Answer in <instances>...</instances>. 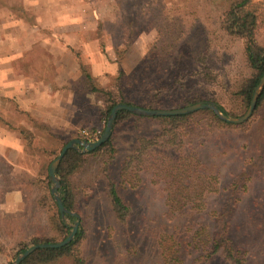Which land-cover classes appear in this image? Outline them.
I'll return each instance as SVG.
<instances>
[{"label":"rangeland","instance_id":"1","mask_svg":"<svg viewBox=\"0 0 264 264\" xmlns=\"http://www.w3.org/2000/svg\"><path fill=\"white\" fill-rule=\"evenodd\" d=\"M16 4L20 10L15 12ZM228 4L229 0H0V55H12L15 50L42 57L48 52L44 40H52L58 43L52 49L62 54V44L66 50L62 52L95 73L100 86L119 84L135 106L144 108L152 102L159 109H176L201 98L217 101L228 115L238 117L248 107L244 109L234 91L249 69L243 40L220 28L221 13ZM253 5L259 13L256 40L264 45V0H253ZM33 65L39 68L42 63ZM204 67L217 76L215 82L204 81ZM79 78L75 86L78 110L72 115L77 127L71 131L62 128L64 115L55 129L56 111H47L48 118L37 110L16 115L9 104L8 117L0 115L20 139L17 154L0 156V202H6L0 214V240L6 249L0 252V264H11L23 251L15 255L12 250L17 237L34 235L40 243H55L71 228L73 220L68 217L66 223L60 215L68 228L63 238L49 223V203L55 200L50 193L52 182L46 185L43 178L65 143L86 141L84 128L104 130L106 123L99 119L102 97L87 94ZM158 125L157 120L127 117L113 128L117 153L108 174L130 207L127 223H121L112 211L105 157H88L71 176V211L83 230L76 247L79 256L86 264H165L163 247L169 246L177 250L180 264H207L199 234L207 240L227 219L244 263L264 264V101L245 123H229L205 138H194L191 153L202 159L203 174L183 172L179 163L171 167L178 159L172 150L157 148L148 155L135 151L140 146L137 139L150 135ZM239 157L251 169L240 171ZM10 163L20 169L11 172ZM213 169L216 181L210 187L217 190L191 196L196 186H203V175H211ZM238 174L245 187L240 183L235 193L231 184ZM57 192L61 197L60 186ZM172 202H200L201 208H192L191 203L176 208ZM47 264L74 263L64 256ZM208 264L229 262L217 253Z\"/></svg>","mask_w":264,"mask_h":264},{"label":"trees","instance_id":"2","mask_svg":"<svg viewBox=\"0 0 264 264\" xmlns=\"http://www.w3.org/2000/svg\"><path fill=\"white\" fill-rule=\"evenodd\" d=\"M19 6L16 4L13 7V11L17 10ZM16 12V11H15ZM259 27V13L254 8L253 0H229L227 8L221 13L220 16V28L221 30L229 36L237 37L243 40L244 43V56L246 66L249 69V74L241 80L234 95L241 102L242 106L248 107L251 96L253 94L254 88L260 80L264 72V45L260 44L256 40V33ZM122 72L119 71V75L116 78H120ZM202 77L206 83H213L216 81L217 76L204 67L202 70ZM78 83V82H77ZM80 86H84L87 94H92L93 96L102 97L103 108L99 112V119L103 120L105 123L107 117L116 104L126 103L135 106L129 100L126 99L125 93L119 84H114L110 88H104L96 82V78L89 72L87 68L80 66ZM198 101H203L201 98H194V100L189 103H195ZM264 101V88L257 100L256 108L261 107ZM220 110L224 113L225 110L222 106L214 101ZM188 105V104H187ZM145 109H159L153 106L152 102H148ZM254 110V111H255ZM127 117H143L144 119L157 120L159 122L158 128L151 131L148 136L141 137L138 140L139 147L135 149L137 152H144V155L152 154L155 149L163 148L172 150L174 153L178 154V159L175 163L170 166L174 167L179 163L180 168L183 172L189 174L202 173L199 169L203 167L204 164L202 159L197 155L192 154V147L194 145L195 137H203L209 135L214 129L222 126H227L229 123L220 120L212 111L210 110H199L190 114L185 115H171V116H138L126 110H120L116 114L115 124L120 123ZM94 130V129H92ZM113 129L109 139L104 142L101 146L95 148L91 151L79 152L75 149H68L63 158L61 159L59 165L56 168V175L60 179V192L63 205L68 210H73V195L71 187V176L81 167H83L88 159V157H105L103 160L104 169L107 171L106 178H109L110 183L108 184V196L110 198V205L115 217L123 224L127 223V217L129 213V205L123 201L122 196L119 194L116 187V183L111 180L108 174V169L115 159L117 153L112 140ZM203 143V142H199ZM234 150H237L235 147ZM138 157V156H137ZM240 171L242 172L248 170L249 165H244L246 160L242 157L238 158ZM128 162L125 161V164ZM150 165H153L152 163ZM251 169V167L249 166ZM125 169V167L123 168ZM213 169L211 175H203L206 178L203 180V186L187 185L188 187L196 186L193 190L191 196L202 197L203 193L206 191H216L217 189L211 188L210 186L214 181H216V176ZM237 177L232 181L233 190L236 193L237 188L240 183H242V178ZM45 184H50L48 174H45L43 178ZM197 180V177H196ZM213 187V186H212ZM242 188L245 187V183H242ZM39 205H44V202H37ZM176 208H182L188 203L192 204V208L200 209V202H172ZM236 202L228 208V212H231ZM46 205V204H45ZM48 206V205H47ZM49 223L55 227L62 237L66 236L68 228L64 225L60 219V213L55 202L49 203ZM1 214V213H0ZM72 220L76 219V216L68 215ZM220 227L214 236L207 235V240L205 236L199 234V242H202L200 246V252H202L203 261L205 263H210L214 258L215 254L220 253L224 258L228 259L229 264H245L243 258H241L239 249L234 245L232 238L229 234V221L227 219L221 220ZM83 237V230L79 225L78 231L71 242L61 248H45L37 249L31 253L27 258H25L20 264H47L56 261L57 259L69 256L74 264H86L85 259L80 257L76 247ZM40 241L37 236H31L28 239L25 237H17L13 249H15V255L20 251L24 250L26 247L37 244ZM47 242V241H46ZM199 245V244H197ZM6 246V245H5ZM3 242L0 240V252L4 253L6 249L3 248ZM176 249H171L169 246L163 247V261L165 264H180V257L176 254ZM12 254V256H14ZM6 264H10L7 262Z\"/></svg>","mask_w":264,"mask_h":264},{"label":"crops","instance_id":"3","mask_svg":"<svg viewBox=\"0 0 264 264\" xmlns=\"http://www.w3.org/2000/svg\"><path fill=\"white\" fill-rule=\"evenodd\" d=\"M95 29L92 26V30ZM90 42L88 43L92 44V47L97 46L95 40ZM17 43L19 45L21 42L18 41ZM44 43L47 44L45 46H47L46 51L48 52L42 57L25 53L18 54L19 51L15 50L12 55L10 52L0 55V115L4 118L8 117L6 112H8L9 104H12V112L16 115L20 113L29 114L37 110L44 112L45 117L48 118L49 116H46L47 111H56L55 118L57 120L53 123L55 129L58 130L60 125L58 119L64 115L65 122L62 128L71 131L77 127V123L72 120V115L78 110L75 102V86L80 76V65L73 57L71 58L70 55L62 52L66 51L63 50L62 44H60L62 54H58L52 49L54 46L55 49L58 47L57 42L44 40ZM34 62L42 63V65L37 68L33 65ZM92 75L96 77L95 73ZM65 113L67 114L66 117ZM6 126L0 120L1 157H5V152L17 154L20 151V139L15 138L17 137L15 136L16 133L10 131ZM86 130L83 129V131ZM53 132L58 133L57 131ZM10 164L12 165L10 167L11 172L20 169L15 164ZM10 204L13 205V202ZM3 208L6 209V202H0V213H3Z\"/></svg>","mask_w":264,"mask_h":264},{"label":"water","instance_id":"4","mask_svg":"<svg viewBox=\"0 0 264 264\" xmlns=\"http://www.w3.org/2000/svg\"><path fill=\"white\" fill-rule=\"evenodd\" d=\"M263 88H264V72L260 80L258 81L257 85L254 88L248 108L241 116H238V117H234V116L228 115L227 113L222 112L220 108L217 106V104L212 101H205V102L200 101V102L190 104V105H187L181 108H176V109H145V108L138 107V106H132L126 103H119L113 106V108L111 109L108 115L104 130L101 136L96 141L88 142V141H82L80 139H71L63 145L59 154L49 164L48 177H49V180L52 182L50 193L56 202V205L60 212L62 220L67 223L68 215L76 216V219L73 220L71 224H69L71 228L67 236L59 242L38 243V244H34L28 247L22 252H20L14 258V260H12L11 264H20L25 258H27L31 253H33L37 249L61 248L73 240V238L75 237L78 231L79 221L77 219V215L74 212L69 211L63 205L62 199L57 192V189L60 186V180H59V177L56 175V168L59 165L61 159L63 158V156L65 155L68 149H75L79 152H86V151L94 150L95 148L101 146L104 142H106L112 133L113 125H114L116 114L118 111L126 110L138 116H171V115L190 114V113H193L199 110H210L220 120L224 122H227L230 124H242L251 118L256 108L257 100Z\"/></svg>","mask_w":264,"mask_h":264},{"label":"built area","instance_id":"5","mask_svg":"<svg viewBox=\"0 0 264 264\" xmlns=\"http://www.w3.org/2000/svg\"><path fill=\"white\" fill-rule=\"evenodd\" d=\"M102 134V129L86 130L82 132L86 141L93 142L96 141Z\"/></svg>","mask_w":264,"mask_h":264}]
</instances>
